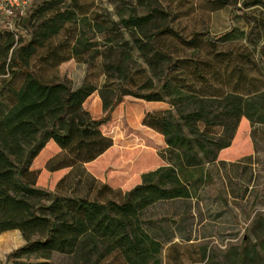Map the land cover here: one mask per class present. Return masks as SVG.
Returning <instances> with one entry per match:
<instances>
[{"label": "trees", "instance_id": "obj_1", "mask_svg": "<svg viewBox=\"0 0 264 264\" xmlns=\"http://www.w3.org/2000/svg\"><path fill=\"white\" fill-rule=\"evenodd\" d=\"M149 1L136 0L147 13H133L121 18L120 24L130 31L132 45L143 53L151 69L153 62L160 63L161 88L170 90L175 83L178 97L194 108L188 113L178 110L176 119L170 118L168 110L145 111L142 124L163 136L168 163L143 172L140 182L126 191L103 183L100 198L62 192L65 177L58 181L56 190L39 187L35 163L41 161L49 172L72 168L95 160L113 145V137L102 130L106 116L101 118L84 107L94 93L102 98V110L107 115L127 94L147 102H160L163 97L154 90L141 94L126 91L122 84L111 87V71L124 79L125 63L132 58L129 52H122L120 63L104 66L108 80L104 87L86 81L73 89L67 81L42 78L35 68L37 62L50 67L71 59L79 62L89 48L85 32L76 25L74 0L32 1L24 14L12 19V28H0V78L8 75L0 89V233L18 230L24 240L6 255V264H50L54 253L71 256L73 264H163L160 254L164 243L148 229L143 212L159 201L190 198V170L218 158L219 151L231 144L241 117L264 122V64L257 56L261 45L256 42L261 37L259 29L264 28V17L252 21L257 29L252 37V32L246 37L239 25L204 39L199 33L180 38L177 31L164 28L146 34L152 44L150 50L140 39L155 10ZM206 1H211L210 12L229 4L228 0ZM244 5L264 6V1L248 0ZM85 17L82 15L83 24L93 32L105 30L102 22ZM25 22L31 32L22 42L15 37ZM68 25L73 26L69 31ZM62 32L66 38L56 41ZM162 32L180 38L192 48L193 55L199 52L200 37L211 45L209 51L213 49V53L202 59L186 58V69L181 67L176 76L171 75L180 60L172 62L157 44L156 35ZM215 44L220 49H214ZM149 51L154 53L151 58ZM17 75L23 80L13 87L10 82ZM188 78L200 86H189ZM4 89L9 98L2 95ZM105 93L113 94L112 102L104 98ZM215 125L221 127L218 134L208 131ZM199 132L202 138H198ZM249 232L231 247V264H264V216L255 217ZM178 259L173 261L168 256L167 264H186ZM207 263L206 251H202L199 259L187 264Z\"/></svg>", "mask_w": 264, "mask_h": 264}, {"label": "rangeland", "instance_id": "obj_2", "mask_svg": "<svg viewBox=\"0 0 264 264\" xmlns=\"http://www.w3.org/2000/svg\"><path fill=\"white\" fill-rule=\"evenodd\" d=\"M32 1L37 4L41 0H30V3ZM74 1L78 16L76 25L81 32H85L89 48L79 62L71 59L56 67L37 62L35 68H39L42 78L51 82L67 81L73 89L86 81L104 87L108 82L104 66L120 63L123 61L122 52H129L132 58L125 63L124 79H118V72L111 71V87L115 89L117 84H122L126 91H139L141 94L154 90L163 97L160 102H147L127 94L107 115L102 110V98L98 92L94 93L87 99L84 107L94 114L98 113L101 118L106 116L102 130L113 137V145L95 160L72 168L49 172L41 161L35 163L34 166L39 169V187L49 191L56 190L58 181L65 177L62 192L100 198L104 194L103 191L98 193L103 183L112 189L126 191L140 182L143 172L168 163L169 153L165 149L163 136L142 124L145 111L168 110L170 118L176 119L178 110L188 113L194 106L178 97L174 91L175 83L171 84L170 90L161 88L163 79L160 63L153 62L151 69L143 53L132 45L130 31L120 24L121 18H127L133 13H147V10L137 6L136 0ZM246 1L248 0H228L229 12L226 8L210 12L211 1L150 0L155 10L140 39L151 50L152 44L146 34L164 28L177 31L180 38L189 37L193 33H199L203 39L215 38L217 31H222L227 26L231 13L240 15L248 12V20L251 22L257 18L262 19L264 6H249L248 10H244ZM82 15L102 22L105 30L101 33L93 32L87 24H83ZM4 19L11 21V17ZM68 26L67 31L73 27ZM0 28H3L2 25ZM30 32V24L25 22V25L18 28L15 38L24 42L28 40ZM136 34L140 32L137 31ZM65 38L62 32L56 41ZM180 38L167 32L156 35L157 44L166 51L171 61L180 60L178 69L171 74L174 76L181 67L186 69V58L202 59L213 53V49L209 51L211 45L203 43L198 37L199 52L193 55L192 48ZM215 48L220 49V46L215 44ZM208 52L210 53L206 55ZM153 54L149 51L148 58ZM6 78L8 75L0 78V89ZM22 80L23 76L17 75L10 82L11 86L18 87ZM186 82L191 87L200 86L193 79L188 78ZM2 95L9 98L8 90L4 89ZM104 98L112 102L114 96L105 93ZM214 108L219 111L216 104ZM262 108L264 109V102ZM208 131L218 134L221 127L215 125ZM198 134V138L203 137L200 132ZM217 157L213 162L190 170V198L159 201L143 212L142 219L148 229L164 243L160 254L163 264H167L168 256L173 261L179 258L178 260L187 264L199 259L202 251H206L207 264H231V247L239 244L250 233V226L256 216H264V122H252L241 117L235 126L231 144L221 149ZM20 242L19 234H11L8 238L13 249L19 247ZM171 244L176 247L171 248ZM5 258L0 259V264H6ZM50 264H73V260L67 254L54 253Z\"/></svg>", "mask_w": 264, "mask_h": 264}, {"label": "crops", "instance_id": "obj_3", "mask_svg": "<svg viewBox=\"0 0 264 264\" xmlns=\"http://www.w3.org/2000/svg\"><path fill=\"white\" fill-rule=\"evenodd\" d=\"M225 10L228 11L229 7L228 5H226ZM221 8V9H223ZM221 9H219L221 11ZM248 10V7L245 8L244 10ZM218 10V11H219ZM263 13L261 14L262 17H264V10L262 9ZM229 12V11H228ZM230 21V22H229ZM229 21L227 23V26L223 27V30H228L229 28H231L232 26H241L243 28V30L245 31L246 37L248 36V33L252 32L251 37L255 36V33H257V29H255L254 27H252V22L251 20H248V12L244 13V14H232L229 17ZM250 26V27H249ZM217 32H221V31H217ZM259 33L261 34L260 40L256 41L257 44L261 45V49H259V54H257V56H261V61L264 64V28L259 29ZM257 39V38H255ZM257 52H258V48H257ZM11 234H19L21 236V233L18 230H7L4 232L0 233V259L5 258L6 255L13 250V247L11 246V244L8 243V238L10 237ZM24 240L21 236V242L19 243L18 246L23 245ZM6 259V258H5Z\"/></svg>", "mask_w": 264, "mask_h": 264}, {"label": "built area", "instance_id": "obj_4", "mask_svg": "<svg viewBox=\"0 0 264 264\" xmlns=\"http://www.w3.org/2000/svg\"><path fill=\"white\" fill-rule=\"evenodd\" d=\"M30 0H0V24L12 28V19L24 14ZM11 17V21L4 18Z\"/></svg>", "mask_w": 264, "mask_h": 264}]
</instances>
